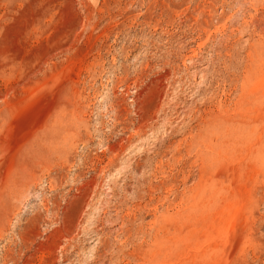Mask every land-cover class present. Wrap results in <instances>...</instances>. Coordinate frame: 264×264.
Wrapping results in <instances>:
<instances>
[{
	"label": "rangeland",
	"instance_id": "374dc122",
	"mask_svg": "<svg viewBox=\"0 0 264 264\" xmlns=\"http://www.w3.org/2000/svg\"><path fill=\"white\" fill-rule=\"evenodd\" d=\"M0 264H264V0H0Z\"/></svg>",
	"mask_w": 264,
	"mask_h": 264
}]
</instances>
